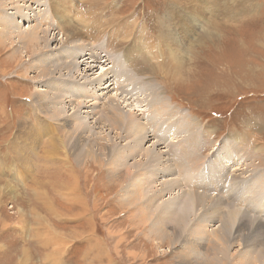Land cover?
I'll use <instances>...</instances> for the list:
<instances>
[{
	"label": "rangeland",
	"instance_id": "1",
	"mask_svg": "<svg viewBox=\"0 0 264 264\" xmlns=\"http://www.w3.org/2000/svg\"><path fill=\"white\" fill-rule=\"evenodd\" d=\"M190 1L196 7H200L198 3L206 7L198 13L197 9L193 10V15H197L193 16L192 35L187 36L188 29L181 28L179 21L173 22L179 34L174 38L177 43L174 41V46L169 43V47L166 43L159 44L164 41L160 35L172 29L169 11L173 10V19H177L176 12L191 13L188 8L184 10L186 0H29L28 5L37 8L40 20L22 23L21 30L31 33L30 28L37 25L42 28L40 34L49 30L55 33L52 38L56 40L40 44L36 50L34 43L26 40L17 45L18 30L13 31L15 42L6 40L5 34V38L0 37V264H212L204 261L209 259L204 258L207 254L211 257L218 254L217 258L226 255L231 263L244 264L241 255L252 248L256 254L252 252L253 257L248 261L264 264V257L263 260L260 257L264 253V226L259 224V220L264 222L261 216L264 213V0ZM10 3L5 0L0 4V19L4 14L11 17L10 13L17 11L13 6L19 8L18 3ZM21 20L12 19V27ZM173 29V32L177 30ZM116 31L124 36H117ZM131 35L140 38L139 42L146 41L150 47L139 42L133 46L123 44ZM93 41L102 42L103 48L109 43L103 51L117 49L121 52L119 56H124L113 57H116V70L111 71L115 73H108L104 79L110 78L113 85L110 89L118 93L115 99L122 106L118 110L120 116L122 109L129 113L122 100L126 95L132 104L139 102L143 106L135 111L142 113L163 92L164 100L171 104V108H165L167 113L177 109L173 110L174 120L156 119L158 122L153 127L148 118L155 132L144 126L147 135L127 137L130 133L126 136L125 130L129 123L137 129L135 116L119 131L106 123L105 126L103 119L98 122L106 97L103 93L108 90L100 89L96 83V68L86 75L80 69L85 70L86 66L79 67L75 72L77 79L68 83L59 80L67 72L60 71L52 78L40 71L45 67L57 70L58 66L74 62L82 65L89 60L106 68V63L111 64L113 59L65 57L67 51L78 47L82 50ZM96 44L101 46L99 42ZM170 46L177 58L168 56ZM27 47L30 49L26 50ZM15 49L23 51L14 56ZM134 49L138 56L136 52L129 56L136 57L135 64H145L147 75L139 73L137 79L129 81L137 71L131 62L128 67L133 70L127 67L126 53ZM148 49L154 54L149 56ZM179 66L182 79L174 80L170 74ZM39 90L68 99L60 108H65L70 118L76 115L75 107L86 112L90 105L87 97L92 91L100 92L97 116L93 117L99 125L92 132L95 136L100 134L96 139L100 140L102 159L94 160L96 157L92 155L77 159L80 162L77 164L74 152L71 155L58 145V153L52 156L55 160L47 163L48 153L54 150L45 145L48 141L43 136V140H38L42 148L36 144L39 150L32 153L34 159L37 155L35 162L39 166H32L28 175H19L25 171L14 165L15 157H20L15 141L22 140L24 146L27 139L39 138L45 130L50 132V122L46 120L44 130L40 126L44 124L43 113L38 115L35 110L33 96ZM111 98L112 94L108 101ZM146 114L154 119V115ZM139 116L143 122L144 116ZM25 117V124L20 123ZM77 117L84 124L80 112ZM89 126L86 125L88 129ZM30 127L35 137L27 131ZM60 133L55 132L56 140L64 134ZM153 133L161 136L160 140ZM83 136L85 140L87 135ZM153 147L164 152L160 153L161 160L152 155L153 151L151 155L145 154L154 150ZM114 170H119L116 171L119 174L113 173ZM134 178L139 179L137 187L131 184ZM174 181L180 186L170 185ZM131 187L136 195L129 194ZM181 190L197 197L189 195L188 217L178 222L179 216L171 219L167 213H183L175 210L181 195H172ZM142 210L149 213L148 221ZM233 212L240 213L238 221L229 218ZM252 218L258 219L255 226L251 224ZM158 219L163 224L160 232L167 230L166 235L157 236L151 230L152 223ZM242 219H247L248 226H239ZM257 252L262 253L258 256Z\"/></svg>",
	"mask_w": 264,
	"mask_h": 264
},
{
	"label": "bare ground",
	"instance_id": "2",
	"mask_svg": "<svg viewBox=\"0 0 264 264\" xmlns=\"http://www.w3.org/2000/svg\"><path fill=\"white\" fill-rule=\"evenodd\" d=\"M3 1L5 2V0H0V4L1 3H3ZM11 1V3L10 4H12V5H16L17 3H18V5H19V8L17 7V6H13V9L14 10H17V11H15L14 13H10V15H11V17H9V18H7L6 17V14H4V18H1L0 20H1V24H0V37H3V38H5V35H6V37H7V39L6 40H9V39H12L13 38V36L14 35H16V32H13L14 30H18L19 31V34H18V36L16 37V39H18L17 40V45H20V44H22V42H24V40H26V42H30V43H34V49H36V50H38L37 48H39L40 47V44H43V43H45V44H48V42H50L51 40H53V39H55L56 40V38L54 37V38H52L53 36H54V34L51 32V31H44V32H42L41 34H40V31L42 30V28L41 27H39V26H34V27H31L30 28V32L31 33H26V32H28L27 31V29L26 30H21V27L23 26L22 25V23H24V24H27V23H30L31 22V20H33V19H35V18H37L38 19V16H37V13H36V11H37V8L35 9H33V8H31V6H29L28 5V3H29V0H10ZM204 1V0H203ZM194 2H196V1H193V3ZM42 3V2H41ZM186 9L184 8V10H187V8L190 10V11H188V12H191V13H189V14H191V15H189V14H187V11H185V12H179V14L176 12V14H175V16L177 17V19L175 18V19H173V10L172 11H169V23L172 25V29H173V27H175L177 30L176 31H174L173 32V30H175V29H171L170 27V29H171V31H169V32H166L165 34L162 32V34L160 35V37L161 38H163L164 39V41L163 40H161V42L159 43L160 45H161V43L162 44H167L168 45V47H169V43L170 44H172V46H174V38H175V36H177L178 34H177V31H179L178 30V27H177V25H174L173 24V22L175 21V23L177 24V21H179L180 23V25H182V27L181 28H183V29H188V32H187V36L188 35H192L193 34V30H191V28L194 26V23H193V16L194 15H197V14H194L193 15V10H195V9H197L195 12H201V8H205L206 6H203V4L202 3H198V4H200V7H196L195 5H196V3L193 5L195 8H193V6L191 5V1L190 0H186ZM9 4V3H8ZM175 4V3H174ZM202 5V6H201ZM199 6V5H198ZM12 6L10 5V8H11ZM16 8H18V9H16ZM31 8V9H30ZM200 8V9H199ZM72 9V8H71ZM183 9V8H182ZM25 10V11H24ZM40 10V9H39ZM73 10V9H72ZM181 10V9H180ZM7 11V10H6ZM17 12V13H16ZM18 13L19 14H23L21 17L18 15ZM8 14V13H7ZM46 15V14H45ZM172 15V16H171ZM52 16V15H51ZM199 16V15H198ZM207 16V15H206ZM19 18V20L20 19H22L21 21H19L18 23V25H15L14 27H12V19H14V18ZM70 17H72V16H70ZM42 18V17H41ZM167 18V19H168ZM180 18H184L183 20H179ZM201 18H203V17H201ZM235 19H238V18H235ZM38 20H40V19H38ZM64 20V19H63ZM72 20V19H71ZM70 20V21H71ZM195 20H196V18H195ZM68 21H69V19H68ZM117 21V20H116ZM209 21V20H208ZM34 22V21H33ZM35 22H37L36 21V19H35ZM121 22V21H120ZM132 22H133V20H132ZM197 23V22H196ZM206 23V22H205ZM204 23V24H205ZM70 24V23H69ZM201 24V23H200ZM39 25V24H38ZM29 26V25H28ZM170 26V25H169ZM179 26V25H178ZM200 26V25H199ZM203 26V25H202ZM164 28V27H163ZM180 28V27H179ZM29 30V29H28ZM167 30V29H166ZM103 32V31H102ZM117 33V36H119L121 33H119V31H116ZM85 33V32H84ZM5 34V35H4ZM93 34V33H92ZM185 34V33H184ZM208 34V33H207ZM53 35V36H52ZM121 36V35H120ZM122 36H124V35H122ZM121 36V37H122ZM56 37H57V35H56ZM90 37V36H89ZM179 37V36H178ZM62 38V37H61ZM123 38H125V37H123ZM2 39V38H1ZM14 39H15V37H14ZM139 39L140 38H137V39H135L134 37H133V35H131L130 36V38L129 39H127L123 44H125L126 43V45L128 44V45H130V46H133V45H138V42H139ZM62 40V39H61ZM64 40H65V38H64ZM122 40H124V39H122ZM189 41H191V37L188 39ZM12 41H14L15 42V40H13L12 39ZM185 41V40H184ZM187 41V40H186ZM96 42H99L100 44L102 43V42H100V41H96ZM96 42L95 41H93V42H90L89 44H85L84 46H83V49L81 50V48L80 47H78V48H76V50H71V52H66V55H65V57H67V59H68V57H77V55H80L81 57H108V59H110L111 61H112V59H113V57L115 56V55H117L116 57H124V56H119V54L121 53V52H119V51H117V49L115 50V49H113V50H111L110 52H109V50L107 49V51L105 52V51H103V50H105L106 48H108L110 45H109V43H108V46H104V48H103V45L104 44H101V46L100 45H98V44H96ZM176 42V41H175ZM1 43V42H0ZM62 43V42H61ZM118 43H119V41L116 43V45H118ZM139 43H141L142 44V46H149L148 45V43L146 42V41H144V40H140V42ZM177 43V42H176ZM70 44H73V43H70ZM24 45H26V44H24ZM52 45V43L50 44V46ZM158 45V44H157ZM179 45V44H178ZM183 45V44H182ZM187 45V44H186ZM23 46V45H22ZM26 46H28V45H26ZM50 46H46L47 48H49ZM62 46V45H61ZM21 47V46H20ZM84 47H87L88 49H85ZM125 47V46H124ZM150 47V46H149ZM181 47V46H180ZM182 47H184V46H182ZM189 47V46H188ZM22 48V47H21ZM61 48V47H60ZM63 48V47H62ZM127 48V47H126ZM176 48V47H175ZM178 48V47H177ZM30 48L29 47H27L26 48V50H29ZM42 49V48H41ZM44 50H45V48H43ZM125 49V48H124ZM151 49V48H150ZM150 49H148V50H150ZM159 49V48H158ZM51 50V49H50ZM160 50V49H159ZM177 50H179V49H177ZM20 51V49H15V52L13 53V55L14 56H16V54L17 53H22V51L23 50H21V52H19ZM41 51V50H40ZM102 51V52H101ZM168 51H169V53H168V56H170L171 58L172 57H176L177 58V54H176V52L174 51V49L170 46V48L168 49ZM38 52V51H37ZM132 52H136L137 54V56H138V51H137V49H134V50H132L131 52H127L126 54H127V57H129V59L127 60V58H126V60H125V62H127V67L129 66V62H131L133 65H135V70L137 71L134 75L132 74L131 75V77H130V80L129 81H133L134 79H137L138 78V76L140 75L139 73H141V75H143V74H145V75H147V71H146V68H145V64L144 63H138V64H135V60H137L136 59V57H131V56H129V53H132ZM150 53L148 54L149 56H151V55H153L154 54V52H152L151 50L149 51ZM162 52V51H161ZM42 53V52H41ZM86 53V54H85ZM95 53L97 54V55H95ZM82 54H85V56L84 55H82ZM180 54V53H179ZM158 57H159V55H157ZM111 57V58H110ZM115 57V58H116ZM131 57V58H130ZM170 57H168V58H170ZM33 58H35V59H41V58H43V57H33ZM115 58L113 59V61H112V63L111 64H109L108 62L106 63V68L105 67H103V66H100V65H98V64H92L93 62H91L90 60L89 61H84V62H82V65H81V62H74L73 63V65H71V63L70 64H65L66 66L65 67H62V66H58L57 67V70H55V69H53V71H50V70H48V69H51L50 67L49 68H47V67H45V68H41L40 69V71L42 72V70L49 76V77H52V78H55V76H53V75H55V74H57L58 72H60V71H63V73L64 74H66V72H67V74L65 75V76H61L60 75V81L63 83H65V81L68 83V80H74L75 78H76V75H75V72H77L78 71V69H79V67H81V66H86V68H85V70L83 69V68H80L81 69V73L83 74V71L85 72V74L86 75H90V73H91V71H93L95 68H96V70L98 71V75H97V77H96V83L97 84H99V88L101 89V88H103L102 90H108V92L107 93H103V95L104 96H106L105 97V99H103V107H102V114H101V112H100V114L101 115H99V119H98V122H103L102 121V119L104 120V125L106 126V124H107V126H111V129H116V131L118 130H120L121 128H122V126H123V124H126V122L128 121V119L129 120H131L134 116V119H135V122H137L136 124H134L135 126V128H137V129H134L133 128V125H132V123H129L128 125H127V127H126V130H125V134H126V136L130 133V135H128L127 137H137V138H141V137H139V133H143V134H145V135H147L146 134V132H145V127H149V129L151 130V129H153V131L155 132V130H154V124H157V120L156 119H158V120H160V119H164V117L166 118V120L168 119L169 121H172V120H174V117H173V110L175 109H171L168 113H167V111H166V109L165 108H171V104L168 102V101H165L164 99V97L162 96V94H163V92H160V94H159V97H157L155 100H153V101H151L150 103H149V105H148V108L147 109H144V110H142L143 112L142 113H135V111H137L139 108H138V106H139V102H136V104L134 105V104H132V102H129V99L127 98V95L122 99L123 100V103H125L124 104V107L127 109V112H129V113H127L126 114V112H124L123 111V109H122V112H123V114L120 116V113H119V111L118 110H121V105H119V103L116 101V99H115V97H117V95H118V93H114V91L113 90H111L110 89V87L111 86H113L112 85V80H110V78H108L107 79V81H104V79L106 78V76H108V73H115ZM138 58V57H137ZM144 60H145V57H142ZM124 59V58H123ZM181 59V58H180ZM73 60L74 61H76V58H73ZM83 60V59H82ZM86 60V59H85ZM78 61V60H77ZM109 61V60H108ZM24 62H26V60L25 61H22V63H24ZM72 62V61H71ZM145 63H146V61H144ZM180 62V61H179ZM146 64H148V61H147V63ZM180 64H181V62H180ZM54 65V64H53ZM178 65V64H177ZM131 67V66H130ZM130 67H128L130 70H133L132 68H130ZM108 68H110V69H108ZM111 69H115V70H112L111 71ZM180 69H181V67L179 66L178 67V70H176V69H174V70H172V74H170V76H172V78L174 79V80H177V79H182V74L180 73ZM33 72H34V69H31ZM128 70V69H127ZM37 72H39V71H37ZM14 73H16V72H14ZM120 73V72H119ZM128 73V72H127ZM126 73V74H127ZM154 73V72H153ZM152 73V74H153ZM24 76V75H23ZM84 76V75H83ZM93 76V75H92ZM81 77V76H80ZM181 77V78H180ZM88 78H90L89 76H86V79H88ZM77 79V78H76ZM83 79V78H82ZM49 80V79H48ZM90 80H92V79H90ZM76 81V80H75ZM74 81V82H75ZM51 85V84H50ZM97 88V87H96ZM51 90H52V88H51ZM100 93V92H99ZM98 93V90H96L95 92H93L92 91V94L89 96V97H87V104H90V105H87V110H86V112H83V111H80V108H77V107H75L76 108V110H77V112H76V115H74V116H72L71 118H70V116H69V113H66V109L64 110L63 108H60V105L61 104H63L64 102H65V100H68V99H65V98H63L62 96H57V95H55V93L54 92H52V91H50L49 93H47V91L46 90H39L36 94H34V96H33V99L35 100V104H36V108H35V110H36V112H37V114L38 113H43V117H42V122H44V124L42 125V124H40V126L41 127H43V129L45 130L46 129V122L48 121V123L50 122V126H49V131L50 132H48V131H44L43 132V135L42 136H40L39 138H35V139H33L32 138V140H30V139H27L26 140V142L27 143H23L24 144V146H21V141L22 140H20V139H18L17 141H15V146H16V148H18V150H19V148H20V157H15V162L16 163H14V165H16L17 167H18V169L20 168V170L19 171H22V170H24L25 172L24 173H19V175H28L29 174V172H31L32 171V166H34V167H37V166H39V165H37L36 166V162L35 161H37L36 160V156L37 155H35V159L34 158H32V153H36V151H38L39 150V148L38 149H36V144H39L38 142V140H43V136H46L47 138V141L48 142H46V144L45 145H48V147L50 146V148H51V150H54V151H50L49 153H48V155H49V159H48V162L47 163H49L50 161H54L55 159H53V157H55V155L58 153L57 152V150H58V145H61L62 147H63V149L66 151V152H70V154L72 155V152H74L73 154L75 155L74 156V158H76V163L78 164V163H80V162H78L77 161V159H79V158H82V160H83V158H85V157H90V156H92V155H94L96 158L97 157H100L101 158V146L99 145L100 143V140H97L96 139V136H99L100 134H97L96 136L93 134V132L92 131H94V127L96 126V125H99L98 124V122H97V120H94V118L93 117H95V115H96V110H98L97 108V106H98V103L100 102V100L98 101V97L100 96V94ZM112 94V98L108 101V99H109V95H111ZM69 96H71V94L69 93L68 94ZM75 95V94H74ZM69 96H67V98H69ZM123 96V95H122ZM36 97V98H35ZM101 97V96H100ZM56 98V99H55ZM60 99H62L61 101H60ZM70 99V98H69ZM137 99V98H136ZM69 101H71V100H69ZM159 101H160V103H159ZM66 102H68V101H66ZM70 103V102H69ZM83 103V102H82ZM144 103V101L142 102V104ZM86 104V103H85ZM121 104V103H120ZM166 106V107H164V105ZM41 106V108H40V106ZM54 107H53V106ZM63 106V105H62ZM80 106H81V104H80ZM84 106V105H83ZM43 107H46V111H44V108ZM139 107H143V106H139ZM83 109V108H82ZM73 110V109H72ZM175 110H177V109H175ZM85 111V110H84ZM72 112V111H71ZM81 113L82 115H83V117H84V119H85V121H84V124H86L87 126H89V125H91L92 124V126L90 127L89 126V129L86 127V125H84L82 122H80V120H78V117H77V115H78V113ZM145 112H148L150 115H154V119H152L150 116H147V114H146V116H145ZM45 114V115H44ZM72 114V113H71ZM86 114V116H84ZM38 115H41V114H38ZM123 115H125V117H123ZM139 115H143L144 117H142L143 118V122H140V116ZM176 115H178V114H176ZM79 116H80V114H79ZM97 116V115H96ZM39 118V117H38ZM97 118V117H96ZM148 118H150V120L148 119ZM188 118V117H187ZM27 120V118L25 117L24 118V120H21L20 121V123H23V124H25V121ZM38 120H40V119H38ZM47 120V121H46ZM150 121L152 124L151 125H153V127H150V125H149V122H147V121ZM189 120H192V119H189ZM82 121V120H81ZM157 121V122H156ZM161 121V120H160ZM180 121V120H179ZM52 122V123H51ZM134 122V123H135ZM193 121H190V123H192ZM195 122V121H194ZM41 123V122H40ZM106 123V124H105ZM161 123V122H160ZM165 123V122H164ZM164 123H163V125H164ZM193 124V123H192ZM159 125V124H158ZM25 126V125H24ZM145 126V127H144ZM32 127V126H31ZM31 127L29 128V130H27V131H31L32 132V134H33V137H35V135H34V133H33V131L32 130H30L31 129ZM51 127H56L55 128V130L54 131H52L51 130ZM156 128H157V126H155ZM162 127V126H161ZM171 127V126H170ZM172 127H173V125H172ZM23 128V127H22ZM26 128V127H25ZM25 128H23L24 130H25ZM155 128V129H156ZM164 128V127H163ZM19 129V128H18ZM123 129V128H122ZM193 129V128H192ZM20 130V129H19ZM39 130V129H38ZM37 130V131H38ZM132 130V131H131ZM158 130V129H157ZM156 130V131H157ZM161 130V129H160ZM163 130V129H162ZM23 131V130H22ZM36 131V132H37ZM61 132V133H64L62 136H61V138L60 139H57L56 140V138H57V136H56V134H55V132ZM64 131V132H63ZM90 132H92V134L93 135H90ZM95 132V131H94ZM97 132V131H96ZM158 132V131H157ZM38 133V132H37ZM162 133V132H161ZM154 134V133H153ZM156 134V133H155ZM155 134H154V137H156L155 136ZM160 134V133H159ZM20 135H22L23 136V133H21L20 132ZM25 135V134H24ZM31 135V134H30ZM30 135H29V137H30ZM83 135H87L86 137H85V140H84V136ZM120 135V134H119ZM89 137V138H88ZM144 137V136H143ZM124 138V137H123ZM130 138H126V139H129L128 141H130ZM133 138V139H134ZM156 138H158V140H160V138H161V136L159 137V136H157ZM188 138V137H187ZM23 139V138H22ZM184 139H185V137H184ZM125 140V139H124ZM136 140V139H135ZM134 140V141H135ZM163 140H164V138H163ZM162 140V141H163ZM23 141H25V140H23ZM138 141V140H137ZM145 141H147L146 139H145ZM165 141V140H164ZM159 142H161V141H159ZM176 142V141H175ZM42 143V142H41ZM99 143V144H98ZM22 144V145H23ZM117 144V143H116ZM129 144V143H128ZM131 144V143H130ZM138 144V143H137ZM155 144V143H154ZM43 145V144H42ZM133 145H134V143H133ZM141 145V144H140ZM139 145V146H140ZM176 145V144H175ZM106 146V145H105ZM108 146V145H107ZM138 146V147H139ZM39 147L40 148H42V146H41V144H39ZM126 147V146H125ZM142 147V146H141ZM140 147V148H141ZM155 147V146H154ZM154 147H153V149H154ZM106 148V147H105ZM131 148V147H130ZM150 148V147H149ZM104 149V148H103ZM134 149H136L135 147H134ZM50 150V149H49ZM48 150V151H49ZM125 150H127V149H125ZM143 150V149H142ZM46 151V150H45ZM104 151V150H103ZM112 151H113V149H112ZM138 150H136V152H137ZM151 151H153V153H152V155H156L160 160L162 159V157L160 156V155H162V154H160V153H163L164 154V152H161L160 150H148L145 154L146 155H151ZM28 152V153H27ZM47 152V151H46ZM106 152V151H105ZM132 152V151H131ZM256 152V151H255ZM96 153V154H95ZM124 153V152H123ZM23 154H28V157H24L23 156ZM53 154H54V156H53ZM144 154V153H143ZM143 154H142V156H143ZM17 155V154H16ZM106 155V154H105ZM188 155H189V152H188ZM53 156V157H52ZM133 156V155H132ZM145 156V155H144ZM46 157V156H45ZM90 158H92V157H90ZM92 158V159H94V160H99V158ZM102 159V158H101ZM120 159V158H119ZM145 159V158H144ZM40 160V159H39ZM43 161V160H42ZM111 161V160H110ZM164 161V160H163ZM38 162V161H37ZM100 163V162H99ZM40 164V163H39ZM42 164V163H41ZM104 164V163H103ZM5 165V164H4ZM60 165V164H59ZM169 166V165H168ZM8 169V168H7ZM169 170V169H168ZM240 170V169H239ZM238 170V171H239ZM119 172V170H114V172L113 173H115V172ZM116 172V173H117ZM117 174H119V173H117ZM116 174V175H117ZM118 176V175H117ZM116 176V177H117ZM133 177V176H132ZM31 178V177H30ZM36 179V178H35ZM119 179V178H118ZM22 180V179H21ZM139 182V179L138 178H134L133 180H132V185H134V187H137V183ZM145 183V182H144ZM174 185V187H179L180 185L178 184V182L177 181H174V182H172L170 185ZM173 187V186H172ZM173 187V188H174ZM132 187L130 188V189H128L129 190V194H134V195H136L137 193H135L134 192V189H132ZM126 190V189H125ZM70 191H72V190H70ZM68 192V191H67ZM70 193V192H69ZM69 193H67V195H69ZM174 194H172V195H174V196H176V195H181V197L180 198H178L179 199V201L180 202H183V201H185V200H187V201H185L184 202V204H181L177 199H176V201H178V203H177V208L175 209V210H179V212H183V213H167V217H170L171 219L173 218V216L174 215H177V216H179L178 218L179 219H176L178 222H182V220L183 221H186V217H188V210H189V202H190V197H189V195L190 196H196L197 197V195L196 194H187L186 192H183L182 190L181 191H177V192H173ZM138 194H140V193H138ZM66 195V196H67ZM41 196V195H40ZM199 196V195H198ZM69 197V196H68ZM72 198H74V197H71V199ZM137 199V198H136ZM161 199V198H160ZM159 199V200H160ZM73 200V199H72ZM140 200V199H139ZM190 204H191V202H190ZM173 205V204H172ZM188 205V206H187ZM170 208V207H169ZM171 209V208H170ZM144 213H141L142 215H143V217H144V219L145 220H147V216H148V214L149 213H147L146 212V210H142ZM261 212V211H260ZM166 214V213H165ZM240 213H236V212H233L232 214H229V218L233 221V220H237L238 221V219H239V215ZM166 216V215H165ZM262 217H264V213H263V215H261ZM261 217V218H262ZM263 219V218H262ZM159 220L160 219H158V220H155L153 223H152V225H151V230L152 231H154L155 233H156V235L157 236H161V235H166V231L167 230H165L164 231V233L163 232H160V229H162V227H163V224L161 223V222H159ZM252 220H254V221H252ZM257 220L258 219H251V224H252V226H255V223L257 222ZM264 220V219H263ZM148 221V220H147ZM177 221H176V223H177ZM246 221H247V219H245V220H241V221H239V226L240 225H242V226H248V224L246 223ZM164 224H166V223H164ZM259 224H261V225H263L264 226V222H262V221H260L259 220ZM166 226V225H165ZM167 227V226H166ZM182 227V226H181ZM185 227V226H184ZM186 228V227H185ZM245 228V227H244ZM258 228H260V227H258ZM241 229H243V228H240L239 230H241ZM178 230V229H177ZM176 230V231H177ZM162 231V230H161ZM221 231H223V230H221ZM247 231V230H246ZM198 232V231H197ZM254 232H256V231H254ZM225 233V232H224ZM197 234V233H196ZM230 235V234H229ZM235 236V235H234ZM227 238V237H226ZM240 238V237H239ZM256 238V237H255ZM195 239V238H194ZM221 239H223V236L221 237ZM229 239V238H228ZM237 239V238H236ZM224 240V239H223ZM222 240V241H223ZM242 240V239H241ZM188 241H189V239H188ZM189 242H191V241H189ZM186 243V242H185ZM192 243V242H191ZM194 243V242H193ZM222 243H224V242H222ZM190 244V243H189ZM261 244V243H260ZM186 246H187V244H185ZM190 246H192V245H190ZM195 246V245H194ZM200 246V245H199ZM246 246V245H245ZM244 246V247H245ZM253 246V245H252ZM196 247H197V245H196ZM221 247V246H220ZM232 247V246H231ZM248 248H249V246H247ZM260 247V246H259ZM201 249H202V247H200ZM199 248V249H200ZM204 248V247H203ZM225 248V247H224ZM246 248V247H245ZM191 249V248H190ZM195 249V248H194ZM247 249V248H246ZM223 251V250H222ZM227 251L228 252H230V248L228 247L227 248ZM247 251V250H246ZM255 253L256 254V252H255V250L252 248V249H249L248 250V252H243V254L241 255L242 257H243V259L242 258H240V260L241 261H244L245 263L244 264H251L249 261H248V259H251L252 257H253V253ZM259 252V251H258ZM258 252H257V255L259 256L260 254H258ZM229 255V254H228ZM207 256H209L208 254H207ZM204 257V258H209V259H206V260H204V261H212V264H215V263H219V264H236L235 263V261L234 262H230L229 261V258L228 259H226V255L225 256H220L219 258H217L219 255L218 254H215L213 257H216L217 259H213V257H211V256H209V257ZM255 257V259H256V257L257 256H254ZM261 258L262 257H264V253H262V255L260 256ZM188 259V258H187ZM195 259V258H194ZM258 260V259H257ZM262 260H263V258H262ZM201 261H202V259H201ZM261 261V260H260ZM258 262V261H257ZM260 263V262H259ZM262 263V262H261ZM264 263V262H263Z\"/></svg>",
	"mask_w": 264,
	"mask_h": 264
}]
</instances>
